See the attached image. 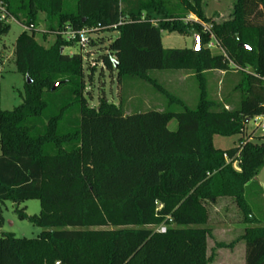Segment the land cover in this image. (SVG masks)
Segmentation results:
<instances>
[{
	"label": "trees",
	"instance_id": "16d2710c",
	"mask_svg": "<svg viewBox=\"0 0 264 264\" xmlns=\"http://www.w3.org/2000/svg\"><path fill=\"white\" fill-rule=\"evenodd\" d=\"M70 1L0 0V36L9 20L25 29L13 50L24 96L0 111V228L1 204L37 200V215L17 213L42 229L35 239L2 233L0 264H208L206 205L219 199L231 200L240 215L244 264H264V217L246 197L264 164V144L245 138L246 120L264 115V0H234L221 22L206 17L202 0ZM39 15L44 32L34 29ZM84 28L95 35L91 46L98 34L117 32L97 63L118 80L191 73L196 107L125 114L104 97L89 106L83 58L64 53L78 45L67 31ZM162 31L196 36L199 49H164ZM36 32L53 43L42 46ZM87 70L91 76L94 68ZM212 71L237 79L220 101L207 97L204 74ZM214 136L239 139L221 150ZM162 224L164 233L156 231Z\"/></svg>",
	"mask_w": 264,
	"mask_h": 264
},
{
	"label": "rangeland",
	"instance_id": "374dc122",
	"mask_svg": "<svg viewBox=\"0 0 264 264\" xmlns=\"http://www.w3.org/2000/svg\"><path fill=\"white\" fill-rule=\"evenodd\" d=\"M234 0H202L205 15L208 19L217 22L225 20L233 5ZM73 5L74 1H70ZM9 31L6 35L0 36V111H11L21 104L24 96V79L18 74L14 66L13 50L15 40L25 31L24 27L15 20H9ZM35 31H45L43 15H39L38 24ZM29 32V31H28ZM36 32V41L44 47L53 43L54 37L46 34L44 40ZM95 35L89 38L94 39ZM117 36V32H104L98 34L96 45H85L79 47L74 45L65 48L64 53L75 52L81 54L84 63L85 86L90 101L89 106L97 105L99 98H105L108 103L121 106L125 114L146 113L149 111L169 110L180 112V104L193 109L199 99L198 82L191 73L184 71H149L148 78L153 82L139 80L135 78L122 77L117 79L115 73H108L97 63L98 53L104 51L108 42ZM161 44L164 49L193 48L194 39L191 36H180L178 34H168L161 32ZM215 54L217 50L211 49ZM88 68H94L88 76ZM235 75L209 77L206 84L207 97L213 101H220L224 94L221 90L224 83L228 88L234 84ZM223 93V94H222ZM238 96L233 97L234 101ZM180 101V102H178ZM168 130H176V121L168 123ZM258 138V142L264 144L263 133L250 121L245 129V138ZM239 136L219 137L214 136L212 144L214 148L227 150L237 145ZM254 141V140H253ZM260 189V190H259ZM261 191V199L256 196L257 191ZM246 197L251 204L254 214L264 217V164L260 166L255 176L253 184L246 190ZM208 221L206 228L210 230V237L207 239L206 255L209 258L208 264H244V244L238 238L242 234L243 226L241 218L234 204L229 199H219L214 205L207 204ZM4 224L0 228L2 233L13 234L16 238L35 239L42 229L31 225L27 220L18 218L17 210L23 209L27 216L37 215L40 211V204L37 200H27L19 205L5 201L1 204Z\"/></svg>",
	"mask_w": 264,
	"mask_h": 264
},
{
	"label": "built area",
	"instance_id": "2783aa9c",
	"mask_svg": "<svg viewBox=\"0 0 264 264\" xmlns=\"http://www.w3.org/2000/svg\"><path fill=\"white\" fill-rule=\"evenodd\" d=\"M187 20L196 21V19L194 17H192V16H189L187 18ZM115 27L116 26L114 25V26H111L109 28H113L114 29ZM204 29H205V31L209 32L210 29H211V26H204ZM89 36H90V29L84 28V29L80 30L79 32H70L68 30L67 34H66V39H67V41H76L79 46L85 47V45L89 41ZM207 47L210 50L211 49H215L217 51H220L219 47L217 46V44L213 40L208 44ZM252 121L254 122V126L256 128H258L264 135V115L255 117ZM166 222H167V224H170L171 223V219L167 218ZM166 226H167L166 224H162V225L156 227V231H158L160 233H164L166 231V228H167ZM56 264H58V263H56Z\"/></svg>",
	"mask_w": 264,
	"mask_h": 264
},
{
	"label": "crops",
	"instance_id": "0c3cea01",
	"mask_svg": "<svg viewBox=\"0 0 264 264\" xmlns=\"http://www.w3.org/2000/svg\"><path fill=\"white\" fill-rule=\"evenodd\" d=\"M192 38L194 39V37H192ZM218 75H219V76H224V72H220V71H212V72H207V73H205V74H204V77H205L206 84L209 83V77L213 76L214 79H217V76H218ZM190 76L193 77L192 74H191ZM218 84L222 85L221 90H222V91H225V92L228 91V90H230V89L232 88V84L229 85L227 89H225L226 86L224 85V83H221V81H218Z\"/></svg>",
	"mask_w": 264,
	"mask_h": 264
},
{
	"label": "water",
	"instance_id": "95a60500",
	"mask_svg": "<svg viewBox=\"0 0 264 264\" xmlns=\"http://www.w3.org/2000/svg\"><path fill=\"white\" fill-rule=\"evenodd\" d=\"M242 46V45H241ZM245 49L247 48V47H244ZM193 49L194 50H198L199 49V42H198V37H194V47H193ZM61 52H62V50H61ZM26 82L27 83H29V80L28 79H26ZM59 86V84H55L52 88H51V90L52 91H54L57 87ZM250 121H249V119H247L246 120V123H249Z\"/></svg>",
	"mask_w": 264,
	"mask_h": 264
}]
</instances>
